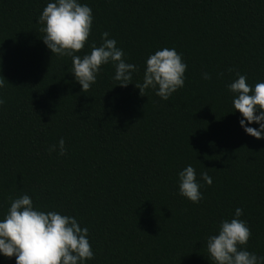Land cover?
I'll use <instances>...</instances> for the list:
<instances>
[{
	"label": "trees",
	"instance_id": "1",
	"mask_svg": "<svg viewBox=\"0 0 264 264\" xmlns=\"http://www.w3.org/2000/svg\"><path fill=\"white\" fill-rule=\"evenodd\" d=\"M50 2L0 0V220L27 194L34 208L88 228L94 258L85 264H211L208 237L242 208L246 250L264 257V138L245 132L228 89L237 73L253 88L264 82V0H78L93 25L77 55L108 32L137 67L122 87L103 65L87 93L72 58L43 41ZM163 48L187 64L184 87L167 101L135 86ZM61 138L66 155L50 153ZM189 165L199 203L179 192ZM0 264L16 258L0 253Z\"/></svg>",
	"mask_w": 264,
	"mask_h": 264
},
{
	"label": "clouds",
	"instance_id": "2",
	"mask_svg": "<svg viewBox=\"0 0 264 264\" xmlns=\"http://www.w3.org/2000/svg\"><path fill=\"white\" fill-rule=\"evenodd\" d=\"M44 33L43 41L51 52L60 57H71L76 81L87 93L96 83L101 67L112 63L115 67L113 79L117 85L127 87L137 71L134 64L124 60L125 53L117 47L115 39H109V33L102 34L103 43L91 44L90 54L77 55L86 45L93 25L92 9L78 0H55L43 9L39 17ZM187 64L182 55L174 48H163L150 55L146 61L143 83L135 86L140 95L145 96L149 88L156 89V95L167 101L173 93L185 85ZM232 72L233 69H228ZM223 76V73L219 74ZM238 78L228 85L234 93V111L243 117L240 120L245 132L256 139L264 138V82L256 83L254 88L247 83V77L237 73ZM203 79L210 80L208 73ZM5 80L0 79V88ZM5 101L0 98V106ZM259 113V115H257ZM259 124V130L248 124ZM59 151L66 155L65 141L52 145L49 152ZM202 179L212 184L207 172L201 173ZM180 195L193 203L202 199L196 170L189 165L179 173ZM243 209L235 210V218L224 220L217 235L207 239V252L211 264H264V257L246 250L252 235L246 222L239 219ZM0 253L5 257H15L16 264H85L94 258L88 239V228L68 215L55 211L44 212L34 208L33 201L27 194L12 200L5 217L0 220Z\"/></svg>",
	"mask_w": 264,
	"mask_h": 264
}]
</instances>
